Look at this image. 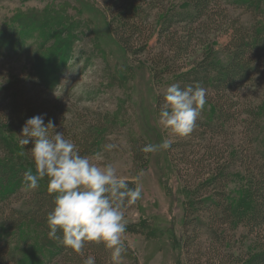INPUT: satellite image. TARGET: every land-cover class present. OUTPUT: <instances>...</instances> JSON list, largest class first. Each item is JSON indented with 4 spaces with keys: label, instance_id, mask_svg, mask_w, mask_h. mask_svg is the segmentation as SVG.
Segmentation results:
<instances>
[{
    "label": "rangeland",
    "instance_id": "374dc122",
    "mask_svg": "<svg viewBox=\"0 0 264 264\" xmlns=\"http://www.w3.org/2000/svg\"><path fill=\"white\" fill-rule=\"evenodd\" d=\"M106 1L0 0V91L15 80L27 81L31 63L40 58L54 88L48 92L24 82L21 86L30 87L38 103L47 101L63 108L65 123L71 124L74 118L81 116L89 124L104 126V142L100 150L89 157L92 163L98 166L111 164L117 177L133 183L134 188L137 176L143 173L138 182L142 189L141 198L134 205L126 206L124 217L126 225L140 226L144 230L140 233L125 231L122 234L125 251L117 259L105 247L104 261L101 260L100 264H132L133 259L138 264H208L213 254L208 248L210 240L206 228L189 222L195 217L206 222V215L195 208L190 210L187 190H194L208 177L213 170V160L206 161L201 175L196 176L187 164L179 163L171 147L189 143L197 146L195 151L194 148L190 151H200L201 154L210 136L206 135L202 142L198 138L193 139L192 134L177 138L158 123L157 98L165 94L177 76L158 74L152 65L172 55L165 36L159 39L160 21L167 11H180L183 0H158L153 8H145L146 4H143L148 26L144 38L149 42H146L147 47L142 54L135 55L124 52L114 39L112 32L116 25L108 15ZM109 1L114 5L115 0ZM217 9L221 14L211 24L203 20L207 26L200 35L202 43L194 44L186 56L178 59V74L187 72L200 62L209 49L220 52L231 49L240 38L236 30L244 35L245 29H250L261 19L253 18L245 7L224 0L219 2ZM181 31L180 26L173 27L169 37L178 39ZM142 43V39L137 37L135 45L141 47ZM260 55L264 57V51ZM208 94L210 91L197 120L206 121L213 116ZM229 97L240 110L249 105L257 106L264 100V82H257L254 86L248 84ZM243 119L246 116L237 123L233 122L232 129L236 134L231 140L222 141L218 136L212 140L220 143L222 149L226 148V156L237 148L242 128L239 123ZM65 123L69 131L76 133L70 124ZM65 130L58 129L63 133ZM15 134L14 129L0 122V136L14 154L11 159L21 160L24 157L20 156L19 137ZM164 139L171 140L168 150L147 154L143 161H135V147L159 144ZM107 144H115L116 147L108 151L105 149ZM255 147L264 150L260 143ZM98 153L102 159H95ZM9 158L0 147V162L13 163ZM230 173L232 176L225 191L234 209L244 211L249 203L246 197L248 178L240 166L233 167ZM195 176L199 179L195 180ZM232 227H229V238L234 251L245 254L259 250L260 245L254 244V237L249 235L245 223ZM21 230L24 234L33 233L31 225H25Z\"/></svg>",
    "mask_w": 264,
    "mask_h": 264
},
{
    "label": "trees",
    "instance_id": "16d2710c",
    "mask_svg": "<svg viewBox=\"0 0 264 264\" xmlns=\"http://www.w3.org/2000/svg\"><path fill=\"white\" fill-rule=\"evenodd\" d=\"M220 1L183 0L180 11H167L160 21L159 39L165 36L164 40L172 55L152 65L158 74H176L172 84L178 83L181 88L199 85L206 89V94L210 91L208 102L213 107V116L206 121L197 120L191 133L192 138H198L200 142L206 135L210 136L209 142L203 145L201 154L200 151H190L193 148L195 151L197 146H190L189 143L171 147L176 152L179 163L187 164L196 176L201 175L206 161L213 160V170L208 173V177L194 190H187L190 210L195 208L206 215V222L199 217L190 219L189 222L206 228L210 240L208 248L213 254L208 264H264V150L255 147L259 143L264 146V100L257 106L249 105L241 111L239 105L229 97V94L236 93L248 84L254 86L257 82H264V57L260 55L264 51V0H224L245 7L252 13L253 18L260 17V21L248 30L242 29L246 31L244 35L236 30V35L240 38L231 49L223 52L209 49L201 61L185 73L178 74L180 72L176 65L178 59L186 56L194 44L202 43L200 35L202 36L207 26L203 20L210 21L211 24L216 16H220L221 12L217 9ZM114 2L111 5L109 0L106 1L108 15L116 25L112 32L114 39L127 54H142L149 42L144 38L148 26L144 18L143 4H146L145 8H153L157 6L158 0ZM177 26L182 30L181 37L179 40L174 36L171 39L170 29ZM233 27L234 25L231 28ZM135 37L142 39L141 47L135 45ZM31 64L27 81L15 80L0 91V122L9 125L19 135L29 118L42 115L46 125L51 121L55 126L54 130L49 129V133L58 131L59 128L66 129L63 133L65 138L71 139L77 145L82 156L90 157L98 152L106 134L104 126L98 123L89 124L85 117L79 116L71 124L67 122L76 133L69 131L66 128L68 125L64 126L65 110L47 101L38 103L30 92L32 89L25 86L32 84L33 87L44 88L48 92L54 88L41 59L38 58ZM23 82L26 84L21 86ZM164 95L157 98L158 110ZM243 116L246 119L239 123L242 126L239 132L241 143L226 156V148L222 149L220 143L212 140L217 136L222 141L231 140L236 134L232 124L237 123ZM19 139L17 145L21 150L20 156L24 157L21 160H26V163L11 159L14 154L0 136V147L4 148L9 159L13 161L0 162V264H100L101 260L104 261L106 252L102 243L86 245L80 253H74L66 251L58 240L48 237L46 216L53 207L54 194L50 195L47 191V178L41 180L35 189L24 187V173L29 168L33 172L35 169L28 152L19 145ZM144 146L135 147L136 162L145 159V154L140 151ZM26 148H31V145ZM235 166L242 167L248 178L246 197L249 203L244 211L234 209L225 191L232 176L230 172ZM196 176L195 180H198L199 177ZM127 183L134 188L133 183ZM191 214L193 215L192 212ZM238 223H245L249 235L254 237V244L260 245L259 250L242 254L232 249L229 232ZM25 225L32 226V234L22 232L21 228ZM142 229L140 226L126 225L129 233H140ZM132 264H138L137 260L133 259Z\"/></svg>",
    "mask_w": 264,
    "mask_h": 264
},
{
    "label": "clouds",
    "instance_id": "9594fccd",
    "mask_svg": "<svg viewBox=\"0 0 264 264\" xmlns=\"http://www.w3.org/2000/svg\"><path fill=\"white\" fill-rule=\"evenodd\" d=\"M2 85V84H0ZM206 89L197 85L181 88L178 83L167 87L159 105L158 123L172 136L180 138L192 133L206 104ZM51 121L46 125L42 115L29 118L17 136L18 143L28 152L35 171L24 173L23 185L35 189L47 178V191L54 194L53 207L47 213L48 237L58 240L66 251L80 253L92 243H103L119 258L125 251L122 234L126 231L124 210L141 198L139 186L117 177L116 169L107 164L98 166L88 156H82L77 145L54 130ZM31 145V148L26 146ZM115 144L105 145L111 151ZM171 140L148 143L141 148L145 154L168 150ZM95 159H102L98 153ZM59 232V235H58Z\"/></svg>",
    "mask_w": 264,
    "mask_h": 264
}]
</instances>
